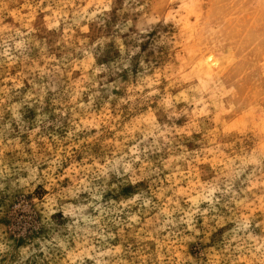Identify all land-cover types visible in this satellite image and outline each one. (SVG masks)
I'll return each instance as SVG.
<instances>
[{
    "label": "rangeland",
    "instance_id": "1",
    "mask_svg": "<svg viewBox=\"0 0 264 264\" xmlns=\"http://www.w3.org/2000/svg\"><path fill=\"white\" fill-rule=\"evenodd\" d=\"M0 264H264V0H0Z\"/></svg>",
    "mask_w": 264,
    "mask_h": 264
}]
</instances>
